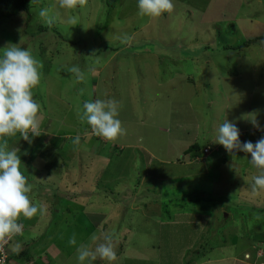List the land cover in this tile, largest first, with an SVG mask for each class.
<instances>
[{"label": "rangeland", "instance_id": "1", "mask_svg": "<svg viewBox=\"0 0 264 264\" xmlns=\"http://www.w3.org/2000/svg\"><path fill=\"white\" fill-rule=\"evenodd\" d=\"M173 2L171 14L149 18L137 0H88L71 12L38 0L30 14L0 23V55L15 44L43 64L34 90L41 135L31 144L19 134L8 140L33 201L48 208L22 219L23 235L14 238L19 251L31 247L27 264H79L69 238L91 245L104 232L115 233L112 264H264V191L251 188L258 170L250 154L214 142L225 120L242 143L264 137V40L248 46L264 36V0ZM42 8L59 13L51 27ZM125 34L130 44L121 43ZM72 66L84 82L67 71ZM97 99L119 101L127 136L109 142L88 134L77 113ZM194 143L200 152L185 155ZM47 189L64 190L65 199Z\"/></svg>", "mask_w": 264, "mask_h": 264}, {"label": "clouds", "instance_id": "2", "mask_svg": "<svg viewBox=\"0 0 264 264\" xmlns=\"http://www.w3.org/2000/svg\"><path fill=\"white\" fill-rule=\"evenodd\" d=\"M35 3L38 0H31V5ZM56 3L60 9L71 12L86 7L88 0H56ZM137 3L139 14L149 18L171 14L175 9L173 0H137ZM39 16L49 27L59 19V13L52 14L49 8H42ZM69 22L75 24L76 20L70 18ZM132 39L127 34L120 38L123 44H130ZM96 64H99V60ZM42 69V62L34 57L31 48L9 44L0 55V254L5 250L7 256L6 248L13 252L21 248L14 238L23 235L22 219H32L38 215L44 217L48 213L46 204L33 201V185L21 171L22 162L17 150H9L8 146V140L17 134L29 144L33 137L41 135L42 109L34 90L41 83ZM67 71L76 82L85 81V73L79 66L69 67ZM89 71L93 76L97 74L95 68ZM80 94H84V89L80 90ZM119 108L120 103L116 99H97L84 102L83 111L78 110L77 114L81 122H87L92 134L109 142H117L127 136V129L118 118ZM251 122L258 127L255 118ZM80 142L81 136L78 134L73 143L79 145ZM214 142L223 145L229 154L235 151L250 154V163L258 170V174L252 178V191H264V137L256 143H242L239 128L225 120L219 125ZM114 237L113 232H104L99 236L93 234L91 245L80 243L77 246V238L73 234L68 244L76 246L79 264H91L97 259L112 264L117 259ZM0 264H3L2 260Z\"/></svg>", "mask_w": 264, "mask_h": 264}, {"label": "trees", "instance_id": "3", "mask_svg": "<svg viewBox=\"0 0 264 264\" xmlns=\"http://www.w3.org/2000/svg\"><path fill=\"white\" fill-rule=\"evenodd\" d=\"M31 7H32L31 6V0H0V23L3 22V21L8 20V19H10V18H12L14 16H16L17 14H19L22 11L23 12H27L28 14H30ZM260 40H264V36H260V37L254 38V39H250L248 46L250 44L257 43ZM238 48L242 49V47H238ZM88 134H92V133H88ZM92 135L95 138H99V137L95 136L94 134H92ZM58 139H59V142H60V137ZM98 141H99V139H98ZM200 150H201L200 146L198 144L194 143V144L190 145L188 147V149H186L185 155L193 154L195 156V154L200 152ZM196 157H199V156H196ZM55 160H56V164H58L57 158ZM53 163H55V161H53ZM52 171H54V170H52ZM59 187L60 186L58 185V189H59ZM45 191H49L55 197L60 198V202H61L62 199H65V198H61V196H60V194H62L64 192V190H62L60 193L57 192L58 194L54 193L50 189H47ZM44 198H45L44 192H41L40 195H39V199L42 200ZM54 213L56 214V210L55 209L52 210V215ZM1 257L2 256L0 254V259H1ZM34 258H35V256L33 255L32 251H31V247L29 246V247L25 248L24 250L15 253L14 255H10L9 254L3 264H12V261H18L17 264H27L28 262H32V260ZM36 263L37 264H43L40 259Z\"/></svg>", "mask_w": 264, "mask_h": 264}, {"label": "built area", "instance_id": "4", "mask_svg": "<svg viewBox=\"0 0 264 264\" xmlns=\"http://www.w3.org/2000/svg\"><path fill=\"white\" fill-rule=\"evenodd\" d=\"M210 151V148L209 147H206L205 149H204V153L206 154V153H208ZM1 259L0 260H2L3 261V263L5 262V260H6V257H7V254H6V251L4 250V252L3 253H1Z\"/></svg>", "mask_w": 264, "mask_h": 264}, {"label": "crops", "instance_id": "5", "mask_svg": "<svg viewBox=\"0 0 264 264\" xmlns=\"http://www.w3.org/2000/svg\"><path fill=\"white\" fill-rule=\"evenodd\" d=\"M61 138V137H60ZM64 138V137H63ZM207 146H210L211 147V144H207ZM247 253L248 252H246V255H247ZM261 256V255H260ZM260 256H258V257H260ZM237 258H235L234 260L236 261V264L237 263H240L241 261H238V260H236ZM204 262H200V263H198V264H203ZM247 264H254V263H247ZM256 264V263H255ZM263 264V263H262Z\"/></svg>", "mask_w": 264, "mask_h": 264}]
</instances>
